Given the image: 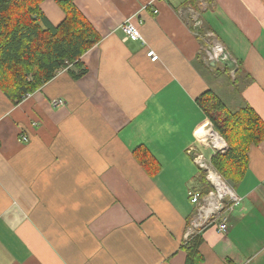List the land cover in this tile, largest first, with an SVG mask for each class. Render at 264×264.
I'll list each match as a JSON object with an SVG mask.
<instances>
[{
  "label": "crops",
  "instance_id": "0c3cea01",
  "mask_svg": "<svg viewBox=\"0 0 264 264\" xmlns=\"http://www.w3.org/2000/svg\"><path fill=\"white\" fill-rule=\"evenodd\" d=\"M75 4L102 37L83 57L87 74L74 80L62 70L15 107L0 91V155L16 151L18 172L5 180L0 167V264H186L189 193L210 186L190 150L216 154L200 141L212 123L196 99L211 90L233 110L244 100L264 121V0H202L198 10L186 0ZM42 11L44 28L65 19L54 1ZM128 20L143 40H125ZM196 20L236 66H211ZM26 114L36 129L17 146L15 123ZM142 147L160 166L153 178L135 158ZM232 187L242 203L222 218L227 234L217 224L203 231L199 264H264V141ZM45 201L48 213H28V202Z\"/></svg>",
  "mask_w": 264,
  "mask_h": 264
},
{
  "label": "trees",
  "instance_id": "16d2710c",
  "mask_svg": "<svg viewBox=\"0 0 264 264\" xmlns=\"http://www.w3.org/2000/svg\"><path fill=\"white\" fill-rule=\"evenodd\" d=\"M47 1L56 2L65 13V19L56 27L43 26L42 4ZM201 1L186 0V3L198 10ZM212 2L209 0V4ZM191 29L195 31L194 27ZM198 32L196 36L207 46L202 38L204 31ZM101 40L100 33L75 0H0V91L15 107L54 80L62 70L74 80L82 78L88 71L83 57ZM196 103L228 146L224 154L213 156L212 165L235 187L248 171L251 148L264 141V121L244 100L239 109L233 110L211 90L200 95ZM135 158L151 178L160 171L148 149H136ZM210 190L208 186L204 194ZM200 237L186 247V264L202 261L198 251Z\"/></svg>",
  "mask_w": 264,
  "mask_h": 264
},
{
  "label": "built area",
  "instance_id": "2783aa9c",
  "mask_svg": "<svg viewBox=\"0 0 264 264\" xmlns=\"http://www.w3.org/2000/svg\"><path fill=\"white\" fill-rule=\"evenodd\" d=\"M195 34L199 36V30H202V22L196 20L194 23ZM121 30L125 35V40L129 38H134L136 40H143L139 29L130 21H126L124 25L121 26ZM202 37V36H201ZM203 40L207 41V60L209 62L216 63H228L231 66H236L235 61L227 51V49L214 40L213 34L206 33ZM148 57L156 62L159 57L154 51L148 52ZM30 97V96H28ZM27 97V98H28ZM26 98V99H27ZM53 107L57 108L63 105L61 100L54 101L52 103ZM28 137L22 135L20 141L22 143L28 142ZM215 141V142H213ZM210 142V149L215 153H221L225 150V142L220 140L217 136ZM217 142V143H216ZM206 147H209L206 145ZM191 156L197 166L204 172L207 181L211 186V190L207 194L200 193H189L191 202L195 207V215L190 223V229L188 230L184 245L188 247L190 243L197 237L201 236L203 231L214 224H217V229L222 234L228 233V226L226 219L223 216L226 213H232L235 211L241 203L243 198L234 190V188L224 179V177L213 167L211 159L207 158L202 150L199 149L197 153L196 148L190 150Z\"/></svg>",
  "mask_w": 264,
  "mask_h": 264
},
{
  "label": "rangeland",
  "instance_id": "374dc122",
  "mask_svg": "<svg viewBox=\"0 0 264 264\" xmlns=\"http://www.w3.org/2000/svg\"><path fill=\"white\" fill-rule=\"evenodd\" d=\"M205 38V37H204ZM220 64V63H219ZM216 65H218V63H216ZM230 76H231V78L233 79V77H234V72H230ZM51 106H52V103H51ZM52 109H54V107L52 106L51 107ZM50 108V112L51 113H55L54 111H52V109ZM13 121V120H12ZM14 122V121H13ZM24 127H28V130H26V128H24ZM210 130L212 129V131L215 133V134H217V136L219 137V139L220 140H222V141H224V139L221 137V135L218 133V132H216L215 131V129H214V127L212 126V125H209V126H207ZM206 127V129H208ZM15 128H16V130L18 131V134L20 133V135L18 136V134H17V139H16V141H15V145H17V146H19V145H21L20 143H22V142H18V141H20V138H21V136L22 135H28V139H32V134H31V132H34L35 131V129L36 128H34V126H33V119L31 118V116H27V114H26V116H25V118L22 120V121H19L18 123H15ZM214 139L212 138V137H210V138H206L205 140H203V141H201V139H200V141L201 142H203L204 144H207L209 147L208 148H211L210 146V142H212ZM213 142H215V141H213ZM225 142V141H224ZM27 143H29V142H27ZM31 143H32V141H31ZM30 143V144H31ZM25 145H29V144H25ZM225 145H226V148H225V150L223 151V152H221L220 154H224L226 151H227V149H228V146H227V144L225 143ZM52 146V145H51ZM51 146H49V147H51ZM0 149H2V146L0 145ZM5 150V154L4 155H0V167H1V169H2V171H3V174H4V177H5V180H16V175H18V172H17V170L15 169V166H14V163H11L10 161H11V159H12V157H13V154H15V155H17V152L16 151H14L13 153H11V150H10V148L9 149H4ZM211 150V149H210ZM212 151V150H211ZM6 158H8V163L7 162H5V160H6ZM3 177V178H4ZM24 205H25V202H24ZM28 205H30V208H28V213L29 212H32V211H35V210H37V211H39L40 210V208H38V206H40L41 207V209L44 211V213H48V202H28ZM43 222L44 223H46V216L44 215L43 216ZM32 223L33 222H31L30 220H27L26 221V223H25V225H24V227H27V226H31L32 225ZM40 257V254L38 253L37 255H36V258L37 259H40L39 258Z\"/></svg>",
  "mask_w": 264,
  "mask_h": 264
},
{
  "label": "bare ground",
  "instance_id": "6f19581e",
  "mask_svg": "<svg viewBox=\"0 0 264 264\" xmlns=\"http://www.w3.org/2000/svg\"><path fill=\"white\" fill-rule=\"evenodd\" d=\"M210 137H212L213 139H216L217 134H215V133L212 131V129L210 130V129L203 128V129H202V132H201V136H200L201 140L203 141V140H205L206 138H210ZM216 143H217V142H216Z\"/></svg>",
  "mask_w": 264,
  "mask_h": 264
},
{
  "label": "water",
  "instance_id": "95a60500",
  "mask_svg": "<svg viewBox=\"0 0 264 264\" xmlns=\"http://www.w3.org/2000/svg\"><path fill=\"white\" fill-rule=\"evenodd\" d=\"M210 64L212 67L216 66V62H211Z\"/></svg>",
  "mask_w": 264,
  "mask_h": 264
}]
</instances>
